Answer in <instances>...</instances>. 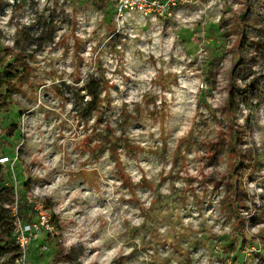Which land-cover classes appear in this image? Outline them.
<instances>
[{
    "label": "rangeland",
    "instance_id": "obj_1",
    "mask_svg": "<svg viewBox=\"0 0 264 264\" xmlns=\"http://www.w3.org/2000/svg\"><path fill=\"white\" fill-rule=\"evenodd\" d=\"M190 1L175 20L136 15L121 31L110 15L114 0L2 1L0 59H15L25 73H15L10 91L13 138L0 113V159L16 147L14 161L0 163V185L14 167L20 180H6L0 213L13 217L24 197L42 203L54 226L41 249L31 245L28 264H68L71 249L81 264H264L263 111L258 105L244 116L238 104L235 121L226 106L229 50L245 5ZM248 25L242 88L264 65L252 44L255 21ZM104 80L115 134L128 122L125 134L138 149L132 155L120 146V162L97 148V115L82 119L74 108L81 97L90 101L92 82ZM232 143L252 159L243 171L249 209L238 210L246 247L225 202L236 161L223 147ZM12 254L5 263L16 264Z\"/></svg>",
    "mask_w": 264,
    "mask_h": 264
},
{
    "label": "trees",
    "instance_id": "obj_2",
    "mask_svg": "<svg viewBox=\"0 0 264 264\" xmlns=\"http://www.w3.org/2000/svg\"><path fill=\"white\" fill-rule=\"evenodd\" d=\"M2 1L0 0V6L2 5ZM251 1L252 0H246L244 11L241 13L240 16L237 18L238 22V42L235 46L230 48V53L233 57V65L231 68V74H230V80H229V86H228V97H227V108L229 111H231V117L233 120L236 121L235 111H237V105L239 104L240 100L242 98H249L250 94H252L254 91H258L259 95L261 97L264 96V83H261L259 79H256L253 83L248 84L245 88H242L239 84V77H240V67L244 60V52H245V46L249 44L250 40V34L248 32V22L249 21H255V25L257 24V20L251 14ZM112 19H113V14ZM220 22H224L223 20ZM255 29V27H254ZM2 52V51H1ZM7 55H4L0 59V82H4L6 85V89L2 92H0V113H2V118L5 123V130H6V136L9 138H13L16 135V124L7 122L10 120L14 115H11L8 109H11V105L9 103L10 99V91L12 87V81L15 77V73H18L19 75H23L25 72L24 70H19L15 66V59H11L9 62H5V59L7 58ZM90 87L91 92L89 93V96L91 97L90 101L84 102V97H81L77 103H75L74 108L76 110H80L78 112L79 116L82 119H87L88 117L92 116L93 114L97 115L98 119V125L102 126V130L98 135V141H97V148L100 151L107 150L110 153V156L114 159H116L117 162H120L119 155H120V146H123V149L126 153H131L134 155L138 152V149L135 147L133 143L130 142V139L125 134V129L127 128L128 122L124 121L122 126V133L120 136H116L115 129L110 123L109 116L107 117V111L103 108V103L106 102V98L102 97L103 92H105L108 88V82L107 81H101V82H92ZM129 118V116H128ZM240 133L233 132L232 133V141H235V139L239 140ZM230 141V142H232ZM122 144V145H121ZM237 144V141H236ZM231 148V152L235 155V165L233 166L232 173L229 175V186H231L233 189H231V200H228V197L225 199V202H228V206L231 207V209L234 211V213L237 215V222L239 224V230L240 236H243V245L244 247L247 246L249 240L246 237L245 228H241L240 226H245V222L242 220L241 216H239L238 210L242 207L249 209L248 207L244 206L248 204V198L249 194L248 191L245 189V184L243 180V171L247 163H250L252 159H248L244 152L239 150L235 144H231V146H224L223 150H229ZM247 150V149H246ZM248 152H252L251 149H249ZM4 153L7 155L8 158H10L12 161H14V156L16 154V147L13 144H10L7 146ZM10 156V157H9ZM6 180L14 183V182H20L17 175H15V167L13 169L9 170V173L7 175V178L3 181V184L0 185V195L5 191V184ZM24 188L29 187V183L23 184ZM17 210L19 212V216L26 224H33L38 221V215L37 212L34 210L35 206L29 205L28 201L25 200L24 197L17 198L16 203ZM15 221L16 217H12L11 215L7 214V211L4 213H0V264H7L3 260L5 258V255L8 251H13V254L11 255L10 259L13 263H16V260L20 254L19 248L15 243L14 240V231H15ZM56 221V217H54V222ZM50 233H46L42 239L37 243V248L41 249L43 246V241L47 238H51ZM242 245V247H243ZM230 246V247H229ZM233 248L232 245H227L225 250H227V254L231 253V249ZM75 259H73V257ZM28 257H29V251H28ZM82 255L78 254L76 250L71 249L69 253L63 257L64 261L68 264H81L79 261L81 260ZM76 261V263H75Z\"/></svg>",
    "mask_w": 264,
    "mask_h": 264
},
{
    "label": "built area",
    "instance_id": "obj_3",
    "mask_svg": "<svg viewBox=\"0 0 264 264\" xmlns=\"http://www.w3.org/2000/svg\"><path fill=\"white\" fill-rule=\"evenodd\" d=\"M243 1V6L246 0ZM190 0H114V21L119 31L124 30L126 24L130 23L132 18L138 15L142 20H146L151 23L168 22L175 20L179 17L181 9ZM251 11L257 24L255 25L254 37L252 38V44H254L258 51V60L264 59V0H252ZM263 58V59H262ZM257 67V66H256ZM256 73L251 74L244 82V88L247 84L253 83L256 79H259L261 83H264V65L262 68L258 66ZM241 82V78L239 79ZM251 82V83H250ZM242 83V82H241ZM261 97L258 91H254L250 94V97L245 101H240L238 111L247 116L252 108L260 106L259 111H263L262 118L264 124V101L258 103L257 99ZM256 98V101L255 99ZM264 100V96L261 97ZM243 116V117H244ZM242 117V115H241ZM240 117V119H241ZM239 119V120H240ZM1 164L12 163V160L8 157L0 159ZM15 231L14 240L19 248L20 254L16 260V264H28V251L33 243H38L46 233L54 235V226L51 222V217L47 208L42 203H37L35 210L38 215V221L33 224H26L23 222L17 211V205L15 207ZM46 250V247L43 248Z\"/></svg>",
    "mask_w": 264,
    "mask_h": 264
}]
</instances>
